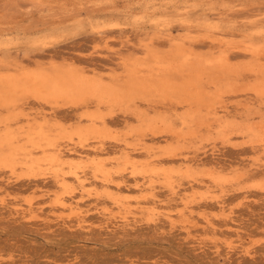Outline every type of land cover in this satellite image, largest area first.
<instances>
[{
  "label": "rangeland",
  "instance_id": "rangeland-1",
  "mask_svg": "<svg viewBox=\"0 0 264 264\" xmlns=\"http://www.w3.org/2000/svg\"><path fill=\"white\" fill-rule=\"evenodd\" d=\"M40 74L96 97L0 105V264H264V0H0V79Z\"/></svg>",
  "mask_w": 264,
  "mask_h": 264
},
{
  "label": "bare ground",
  "instance_id": "bare-ground-1",
  "mask_svg": "<svg viewBox=\"0 0 264 264\" xmlns=\"http://www.w3.org/2000/svg\"><path fill=\"white\" fill-rule=\"evenodd\" d=\"M249 53H247V54H249ZM203 60H205V59H203ZM183 62L184 61H181V63H179V64H182ZM191 65H193V64H191ZM191 65H189V68H188V71H189L188 76L186 74L187 77L185 76L186 77L185 80L183 79L184 81L180 82V84L172 82L168 78H162L161 77L162 79H159V81H157V82L152 80L155 82L153 85L144 84L143 86H140V87H142L141 89H143V90H147V92H146L147 94H149L148 91H150V90L152 91V89L159 91L161 93L163 92L162 94H164V92H177L180 95L181 94H191V93H193V91L199 89V80H200L201 73H203L202 68L196 67L194 65L191 66ZM171 66L173 67V65H171ZM221 68H222L221 65L217 66V69H221ZM210 71H208L209 74H210ZM211 74H212V72H211ZM138 78H139V76H138ZM262 81H263V79H262ZM151 83H153V82H151ZM261 86L264 87V83L261 84ZM254 90H256V89H254ZM19 92H31L33 95L38 96V97H42L41 95L43 93L48 94V95L53 94V95H58V96H68V97H71L72 99H75L78 101L85 99L87 96L93 95L96 97V89L95 88L88 87L87 85H83V84L79 83L78 81H76L75 79H73L72 77L65 76V75H52L51 76V75L40 74V75H33V76H25L19 80H17V79H8V80L0 79V105H4V106L10 105L15 100V94H17ZM129 92L130 91L126 92V90H125V92H123L124 94L122 93L123 97H128L130 95ZM132 95H133V93H132ZM166 95H168V94H166ZM172 95H173V93H172ZM176 95H178V94H176ZM177 97H181V96H177ZM198 121H200V120H198ZM203 123H204V121H203ZM0 147L2 148V150H1L2 153L0 154V158H5V157L11 158V156L14 154V152L8 151L10 149L9 148L10 143L8 142V139H6V137L0 138ZM5 148H7L6 151L8 152V154L5 152V150H4Z\"/></svg>",
  "mask_w": 264,
  "mask_h": 264
}]
</instances>
